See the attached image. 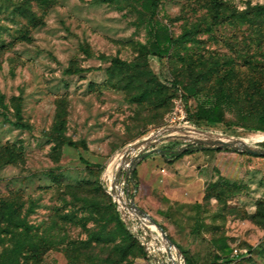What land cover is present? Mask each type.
I'll list each match as a JSON object with an SVG mask.
<instances>
[{"label": "rangeland", "instance_id": "374dc122", "mask_svg": "<svg viewBox=\"0 0 264 264\" xmlns=\"http://www.w3.org/2000/svg\"><path fill=\"white\" fill-rule=\"evenodd\" d=\"M221 1L224 14L235 18L198 33L170 58L149 56L157 77L149 86L115 88L112 59L137 61L148 39L139 6L130 0H0V264H153L115 220L108 186L122 152L170 125L264 144L263 131L230 124L229 114L219 124L187 119L196 100H185V86L201 101L227 89L239 107H264V16L247 14L264 0ZM160 3L157 17L175 35L212 21L211 0ZM19 99L29 129L9 121L16 119ZM57 124L78 147L59 144ZM176 131L177 138L187 135ZM150 145L139 155L155 152L135 158L138 186L129 182L135 201L199 264L213 260L211 238L221 235L241 251L236 264H264V157L229 148L172 159L160 149L184 152L190 145L183 139ZM195 203L206 223L225 206L218 231L195 237ZM11 215L31 226L24 240ZM179 264H186L183 258Z\"/></svg>", "mask_w": 264, "mask_h": 264}, {"label": "trees", "instance_id": "16d2710c", "mask_svg": "<svg viewBox=\"0 0 264 264\" xmlns=\"http://www.w3.org/2000/svg\"><path fill=\"white\" fill-rule=\"evenodd\" d=\"M132 3L136 4L140 8L141 16L147 20L148 24V39L146 43H140L139 45V58L137 61L128 62L122 60L119 57L112 59V65L110 68V81H112V86L115 88H123V86H131L135 82H141L147 86L151 82L157 81L156 75L153 73L149 66L148 57L153 55L159 58H170L172 53L175 51L185 49L187 44L191 42L198 33L202 31H210L215 25H218L224 21L229 20V18H235L236 15H225L223 11L224 4L221 0H211L213 7L212 21L210 23L206 21L199 22L191 27L185 28L183 32L179 35H175L170 27L158 19V10L160 7V0H130ZM247 14H252L254 16H264V4L254 5L249 8ZM68 72L74 73L75 71L69 70ZM115 80V81H113ZM125 82V83H124ZM180 81L174 80L173 85L178 86ZM186 90L185 100L193 98L196 100V105L193 111H188L187 119L193 121L195 124L200 125L202 123L206 124H219L225 122L226 115L232 116V121L230 124H236L243 129L249 131H263L264 132V107L261 110H254L252 108H242L235 104L232 93L227 89H219L212 93H206L204 95V100L199 99V92L192 86H185ZM20 99L15 106V120H9L15 127L20 129H29L30 125L23 121L22 109ZM2 114L8 118L7 114L2 112ZM53 136L59 141V144H68L73 147H78L79 143L72 139L66 137L62 132V124H57L54 128ZM175 142H173L174 144ZM81 145L86 148L87 145L85 141H81ZM254 145V144H252ZM256 145V144H255ZM264 148V144H260ZM172 146L170 145L169 148ZM214 149L222 150L229 149L227 147L223 148H212L199 146L189 147L184 152L173 151L169 149H160L165 152V157L168 155L175 158H180L184 154H190L196 151L213 152ZM169 152V153H168ZM244 154H248L245 153ZM252 155V154H250ZM145 159V158H143ZM138 171L136 167L131 173V180L138 186L137 181ZM110 196V195H109ZM207 196H210L208 194ZM112 199V197L110 196ZM112 203L116 208V204ZM193 209H196L195 223L191 227V232L196 238H200L203 231H218L220 225L216 224V221L223 222L225 220V206H221L211 214V219L213 222L206 223V216H201V204L195 203L190 205ZM207 211V210H205ZM16 211H10L14 214ZM14 219V230H19L18 236L24 240L26 234L30 231L31 226L25 221L16 218L15 215H11ZM115 220L117 224L124 228L128 236L134 238L132 233L126 227V224L121 219L120 212L116 208ZM164 228V227H163ZM165 229V228H164ZM168 236L174 241L175 245L182 252L183 261L186 264H199L194 256L186 249H184L172 236ZM228 237L221 235L218 237L211 238V245L217 251L213 254V260L210 263L204 264H220L224 261L230 260V254L232 252V247L228 242ZM22 242V241H21ZM142 254L145 259H148L143 247L140 245ZM10 264H22L19 259L12 261Z\"/></svg>", "mask_w": 264, "mask_h": 264}, {"label": "built area", "instance_id": "2783aa9c", "mask_svg": "<svg viewBox=\"0 0 264 264\" xmlns=\"http://www.w3.org/2000/svg\"><path fill=\"white\" fill-rule=\"evenodd\" d=\"M181 118H183L182 120H184L185 124L188 122L184 115ZM179 128L185 129L188 136L191 132H199L186 125H170L152 133L148 138L156 140L163 136H177L175 134L177 132L176 130ZM199 133V137H202V133ZM132 145H129L124 153L122 152V156L118 159V163L116 162L115 165H113V170L114 167L117 168V174H110L108 193L116 204L121 219L124 221L132 235L139 241L147 257L153 262V264H167V262H171V264H179V260L183 257L178 247L168 241L165 236L166 232L164 233L165 229L161 223L156 221L151 214L145 211L135 201L134 195L130 194L129 182L132 181L131 170L127 172V168L130 167V164L134 163L135 158H138V150L140 149H129ZM134 154L135 157H132ZM240 252L241 251H238L236 248L232 249L230 260L221 262L220 264H236Z\"/></svg>", "mask_w": 264, "mask_h": 264}, {"label": "water", "instance_id": "95a60500", "mask_svg": "<svg viewBox=\"0 0 264 264\" xmlns=\"http://www.w3.org/2000/svg\"><path fill=\"white\" fill-rule=\"evenodd\" d=\"M196 130H198L199 132H201L202 134H204L206 136L205 137L204 136L196 137L193 139H191V137H189L188 135L187 136L186 135L178 136V138L176 136H163V137L156 139V140H150V138H146L140 142L133 144L131 147H129V149L140 148L144 144H151L150 146H153L156 143L158 144L160 142H163L164 140L173 141L175 139H183L184 141H186L187 145H190V147H195V146H199L201 148H204V147H212V148L227 147V148H233L235 151L240 150V151L248 153V154L264 157V148L263 147L253 146L252 144L246 143L242 139H236L233 137L223 136V135L215 134V133H207V132L199 130V129H196ZM180 131H184V130L181 128ZM185 148L186 147H184V150L188 149V148H186V149ZM155 151L156 150L153 149V150H149L145 153L140 154L138 156V159L136 162H138L140 159L146 158L147 156L151 155ZM136 162L134 161L135 164L133 163L131 173H132L133 169L136 167ZM163 231H164V229H163ZM164 233H165V231H164ZM165 236L171 244H175L174 241L168 236V234L165 233ZM179 251L181 252V250H179Z\"/></svg>", "mask_w": 264, "mask_h": 264}]
</instances>
